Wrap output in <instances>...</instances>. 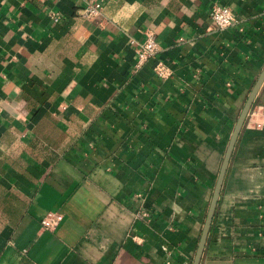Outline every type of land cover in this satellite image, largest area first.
<instances>
[{
  "label": "crops",
  "instance_id": "0c3cea01",
  "mask_svg": "<svg viewBox=\"0 0 264 264\" xmlns=\"http://www.w3.org/2000/svg\"><path fill=\"white\" fill-rule=\"evenodd\" d=\"M86 2L0 0V264H191L264 65V0H104L94 18ZM146 29L169 76L136 65ZM247 119L199 264H264V125Z\"/></svg>",
  "mask_w": 264,
  "mask_h": 264
},
{
  "label": "built area",
  "instance_id": "2783aa9c",
  "mask_svg": "<svg viewBox=\"0 0 264 264\" xmlns=\"http://www.w3.org/2000/svg\"><path fill=\"white\" fill-rule=\"evenodd\" d=\"M104 0H87L85 6L81 10V15L86 18H94L97 16L103 7ZM211 18L221 27L230 26L235 21V15L233 11L227 5L212 4L209 10ZM49 17L53 21H59L62 18V14L59 10H50L48 12ZM131 42L135 44L136 51V65L143 64L147 59L155 58L153 69L155 73L160 77L169 76L171 73L170 66L161 58L155 57L158 50V42L155 37V33L151 29L144 31V37L141 40L132 38ZM248 125L255 128H261L264 125V105L252 103L248 111ZM147 215L146 211H142L140 216ZM63 218V213L49 209L40 219V224L45 229H55Z\"/></svg>",
  "mask_w": 264,
  "mask_h": 264
},
{
  "label": "water",
  "instance_id": "95a60500",
  "mask_svg": "<svg viewBox=\"0 0 264 264\" xmlns=\"http://www.w3.org/2000/svg\"><path fill=\"white\" fill-rule=\"evenodd\" d=\"M263 80H264V65H263L261 71L259 72L256 80L254 81L252 87L250 88V90H249V92L245 98V101H244V103H243V105L239 111V114L235 120L233 129L230 133L228 144H227L226 149L224 151V155H223L220 167H219V171L217 173V177L215 180V184L213 187V191H212V195H211V198L209 201V205H208V208H207V211L205 214V218H204L202 226H201V231L199 234V238L197 240V244H196L195 251H194V254H193V257L191 260V264H199L201 254H202V251H203V248L205 246L206 239H207L208 231H209V228L211 225L212 217H213L215 207L217 204V200H218V197L220 194V189H221L222 181L224 178V174H225L228 162H229L231 152L233 150L235 140L237 138V135L241 129V126H242V124H243V122H244V120L248 114V111H249V109H250V107H251V105H252V103H253V101H254L257 93H258V90H259Z\"/></svg>",
  "mask_w": 264,
  "mask_h": 264
},
{
  "label": "trees",
  "instance_id": "16d2710c",
  "mask_svg": "<svg viewBox=\"0 0 264 264\" xmlns=\"http://www.w3.org/2000/svg\"><path fill=\"white\" fill-rule=\"evenodd\" d=\"M256 102V100L254 99L253 103Z\"/></svg>",
  "mask_w": 264,
  "mask_h": 264
}]
</instances>
